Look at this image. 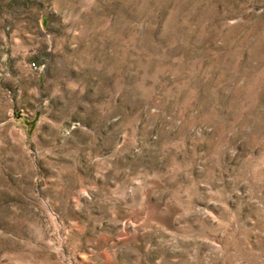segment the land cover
Returning a JSON list of instances; mask_svg holds the SVG:
<instances>
[{"label":"rangeland","instance_id":"obj_1","mask_svg":"<svg viewBox=\"0 0 264 264\" xmlns=\"http://www.w3.org/2000/svg\"><path fill=\"white\" fill-rule=\"evenodd\" d=\"M0 264H264V0H0Z\"/></svg>","mask_w":264,"mask_h":264}]
</instances>
